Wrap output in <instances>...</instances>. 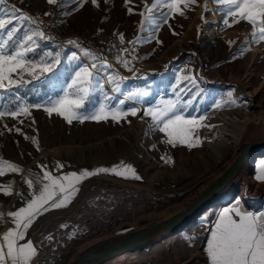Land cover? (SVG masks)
<instances>
[{
	"label": "rangeland",
	"instance_id": "obj_1",
	"mask_svg": "<svg viewBox=\"0 0 264 264\" xmlns=\"http://www.w3.org/2000/svg\"><path fill=\"white\" fill-rule=\"evenodd\" d=\"M146 2L151 5L154 0ZM144 3L145 0H131V4L125 6V0H111L110 3L101 0L100 8H96L89 0L82 9L74 11L77 7L75 3L62 9L48 5L46 0H8V4L0 6V17H6L10 5L16 4L23 11L41 17L45 21L48 34L56 37L55 41L41 42L42 48L47 46L45 50H59L57 45L62 44L64 55H71L75 51L83 58L80 49L66 43L68 39H78L84 47L103 54L120 69L122 75L129 77L118 93H111L110 86L105 85V91H109L112 97L108 103L120 107L118 101L124 99L128 91L143 89L149 92V96L140 98V104L126 100L123 105L125 109L139 107L141 115L143 109L151 107L162 98L174 99L173 88L177 77L182 72L188 74V70H191L193 75L198 74L203 79L198 80L200 95L195 98L188 112L194 116L206 114L208 116L206 123L215 127L199 129L197 134L204 142L200 147L189 149L186 146L172 147L163 143L165 134L150 129L151 120L147 117L141 119L129 116L119 123L108 119L100 122L86 120L83 123L74 120L72 124H68L62 117L55 114L49 116L43 109H33L34 125L30 126L28 120H25L23 125L11 118L0 121V129L4 122L10 128L21 127L27 136L36 137L40 146V150H37L34 144L14 131L9 133L5 130L4 134L0 135V158L24 169L23 175L7 173L0 177V185L13 183L14 191L10 197L0 193V212L4 213L3 219H0V236L14 226L7 213L23 207L24 201L31 196L24 177L31 176L35 183L36 174L40 172L38 166L41 164L47 165L54 175H63L70 172L79 173L85 169L91 171L98 167L111 168L123 163L134 167L142 179H125L111 173H102L83 181L79 186V193L68 207L52 210L35 221L27 236L34 244L44 240L48 234L59 235L62 239L71 241L67 238L69 228H71L69 233L75 232L71 224L80 223L83 216L87 215L98 218L106 209L107 216H112L110 223L101 228L95 237L163 218L184 206L202 186L221 173L237 154V149L230 147L226 154L219 158L210 146L220 138L218 125L210 114L226 112L254 118L264 111V42L251 43L249 51L233 59V55L238 54L241 47L245 46V41L250 40L251 25L241 22L232 28H225L222 24L223 6L216 4L215 0H208L209 11L204 10L205 0H198V6L192 5L190 9L185 10V16L176 15L175 19L169 21L171 29L168 25H163L158 33L161 44L153 40L137 45V53L141 57L136 62V67L140 69L137 77H133L116 64L115 53L111 55L112 50L106 46L105 40L108 42L112 39L118 40L115 34H123L125 47L129 46L127 42L135 39L137 35H145L139 32L142 17L138 14L143 10ZM128 7H133L132 14H129ZM64 11L71 14L64 16ZM45 12H51L52 15L45 16ZM173 29L178 35H173ZM229 41L234 43L229 46ZM61 67L67 65L62 64ZM110 71L111 69H101V78ZM195 91L193 88V92ZM229 93H232L231 97ZM19 94L30 103L46 104L50 98H56L63 93L59 87H54L42 79L20 89ZM191 97L192 93H188L184 99ZM230 99H234L240 106L225 103L222 109H215L216 103L227 102ZM100 102H104V97L98 92L93 97V105L98 106ZM86 107L91 108L92 105ZM152 145H156L155 149ZM169 156L174 163H165L161 158ZM260 162L257 166V156L254 161L253 159L248 161L250 187L247 192L242 191V186L237 187L219 199L217 203L222 202L221 210L208 212L207 208L199 216H204L202 219L196 218L195 221L207 227L198 248L200 233L193 230L194 226L190 223L182 230V235L176 242L170 244L163 238L162 243L141 250L142 256L150 258V261L157 259L159 264H173L171 258L181 251L183 261L197 257L199 264H210L206 254L207 240L210 238L209 229L224 208L232 206L239 200L249 211H264V182L255 179ZM57 164H63L64 168L58 170ZM36 186L39 190L38 183ZM100 189L119 193L127 191L130 195L136 196L141 194L143 204L137 198L133 199L134 201L120 203L117 208L121 213L115 214L112 208H106L108 202L97 204L96 201H87L91 193ZM17 193H23L24 199L22 200ZM115 202L112 201L113 204ZM106 203L108 204L104 205ZM63 223L68 227L61 228L60 224ZM87 232L86 235L94 234L91 231ZM187 235H192L195 239L190 243L184 238ZM79 241L80 239L76 240L77 243ZM49 243L44 241L42 249L31 264H41V258L55 256L57 247H49Z\"/></svg>",
	"mask_w": 264,
	"mask_h": 264
},
{
	"label": "snow or ice",
	"instance_id": "obj_2",
	"mask_svg": "<svg viewBox=\"0 0 264 264\" xmlns=\"http://www.w3.org/2000/svg\"><path fill=\"white\" fill-rule=\"evenodd\" d=\"M46 2L48 5L62 9L75 3L77 7L74 11H79L89 3V0H46ZM104 2L110 3L111 0ZM90 3L100 8L101 0H90ZM215 3L223 6L222 24L225 28H232L241 22L251 25L250 40L245 41V46L241 47L238 54L233 55V59L249 51L251 43L264 42V0H215ZM6 4L8 0H0V6ZM129 4L131 0H125V6ZM192 5L198 6V0H154L151 5L145 0L143 10L138 13L142 17L139 22V32L145 35H137L135 39L127 42L129 46L122 48H117L113 43L111 49H116L114 55L116 64L131 73L133 77H137L140 69L136 67V62L141 59L137 53V45L150 43L153 40L161 44L158 33L162 26L168 25L171 29L169 21L175 19L176 15L185 16V10L190 9ZM127 10L129 14L134 11L133 7H128ZM204 10H210L208 0H205ZM70 14L68 11L63 12L64 16ZM44 15L51 16L52 13L45 12ZM201 19H204L203 16ZM106 20L107 17L105 22ZM100 31L103 32V29ZM172 31L173 35H178L174 29ZM115 35L119 44L124 45L125 36L119 33ZM55 40L56 37L46 31L45 21L41 17L23 11L16 4L10 5L6 17H0V121L11 118L21 125L25 120L30 121V126L34 125L33 109H43L49 116L55 114L68 124H72L74 120L83 123L86 120L100 122L108 119L119 123L129 116L141 119L147 117L151 120L150 129L165 134L163 143L172 147L186 146L189 149L202 146L204 141L197 134L199 129L215 127L206 123L208 120L206 114L194 116L188 112L195 98L200 95L198 80L203 79L198 74L193 75L191 70H188V74L182 72L177 77L173 88L174 99L162 98L154 102L151 107L143 109L141 115L139 107L132 106L125 109L123 105L126 100L138 105L141 103L140 98L149 96V92L137 88L135 91H128L125 98L118 101L120 107L108 103L112 97L109 91H105V85L110 86L111 93H118L129 77L122 75L120 69L103 54L84 47L78 39H68L66 43L80 49L83 58L75 51L71 55H64L62 44L57 45L59 50H45L46 45L42 48L41 42ZM233 43L234 41H229V46ZM62 64H66L67 67L62 68ZM101 69H111V71L101 78ZM42 79L54 87H59L63 94L50 98L46 104L30 103L19 94L20 89L27 88L33 82ZM193 88L196 89L195 92ZM98 92L103 94L104 102L95 106L93 97ZM188 93H192V97L185 100L184 96ZM231 96L232 93H229V97ZM225 103L240 106L234 99H230L227 102L216 103L214 107L217 110L222 109ZM89 105L92 107H86ZM5 130L24 136L25 140H29L37 150H40L38 139L27 136L21 127L10 128L4 122L0 135H3ZM155 147L156 145H152L153 149ZM161 158L165 163H174L170 156ZM38 167L40 172L36 174L35 183L31 176L24 177V182L31 193L30 198L24 201L23 207L7 213L14 226L0 236V264H31L42 249L44 241L52 242L54 236L48 234L44 240L34 244L32 239L27 238L29 229L45 213L68 207L79 193V186L88 178L111 173L125 179H142L134 167L123 163L111 168L98 167L91 171L85 169L79 173L70 172L63 175H54L44 164ZM62 168H64L63 164H57L58 170ZM7 173L23 175L24 169L0 158V177ZM255 179L264 182V161L260 162ZM0 193L4 196H12L13 183L0 185ZM17 195L24 199L23 193ZM3 216L4 213L0 212V219H3ZM60 227L67 228L68 225L61 224ZM209 231L206 254L210 264H264V211H249L237 200L232 206L223 209ZM75 235L76 232H73L69 239ZM184 238L190 243L195 239L192 235Z\"/></svg>",
	"mask_w": 264,
	"mask_h": 264
},
{
	"label": "water",
	"instance_id": "obj_3",
	"mask_svg": "<svg viewBox=\"0 0 264 264\" xmlns=\"http://www.w3.org/2000/svg\"><path fill=\"white\" fill-rule=\"evenodd\" d=\"M263 149L264 130L257 128L256 123L249 122L237 144V154L233 160L202 186L184 206L163 218L93 238L61 264H147V260L139 257L134 261H111L132 250L153 247L170 234L184 230L209 206L237 187L242 186V191L247 192L250 179L245 168L249 159L254 161Z\"/></svg>",
	"mask_w": 264,
	"mask_h": 264
},
{
	"label": "bare ground",
	"instance_id": "obj_4",
	"mask_svg": "<svg viewBox=\"0 0 264 264\" xmlns=\"http://www.w3.org/2000/svg\"><path fill=\"white\" fill-rule=\"evenodd\" d=\"M262 111H263V109H262ZM210 115L212 116L213 121L218 125L217 131L220 132V138L217 141L211 143L210 146L213 147V149L216 151L219 158L223 157L226 154V152L229 150L230 147H234L235 149H237V144H238V142H239V140L243 134L244 129L246 128V125L249 122L256 123L257 128L264 130V111L259 116H256L254 118L250 117L248 115L240 117L237 114H230V113H226V112L223 114L211 113ZM263 156H264V149L262 151H260L257 155V157H258L257 166H258L259 162L263 160ZM245 169H246V171H249L250 170V164L247 165ZM136 198L139 201L143 200V197L141 194H140V196H136V195H130V193H128L127 191H121L119 193V192L114 191V190H107V189L101 190L100 189V190H97L96 192L91 193L90 196L87 198V201H92V202L96 201L97 204L103 203L104 201L108 202L109 205L106 208L110 207V208H112V210L114 211L115 214L117 213L118 215H120L121 212L118 210L117 205L118 204L120 205V203L122 204V203L127 202V201H134L133 199H136ZM138 200H136V201H138ZM112 201L113 202L116 201V202L113 204ZM108 203H106L104 205H107ZM111 203L113 204L112 206H111ZM142 204H143V201H142ZM87 205H88V203H87ZM222 208H223L222 202L221 203L214 202L211 206L208 207V212L219 211ZM104 211L105 212L101 215L97 214V215H99L98 218L96 216L97 219L95 217L87 215V216H83V219H81L80 223H76L74 225L71 224V227L74 228V230L76 232V235L73 238H71V241H68L67 239H62L61 236H59V235L54 236V240L52 242H50L48 246L49 247L50 246L57 247V248H55V250H56L55 256H53V255L46 256L45 255L46 257L40 259L41 260L40 263L41 264H61V263H65L67 260H69L71 258V256L77 251L78 248H80L87 241H89L93 238H96L95 234L98 231H100V229L103 228L105 225L110 223L112 216L111 217L107 216L108 209H106ZM92 213H94V212H92ZM203 217L204 216L199 217V218L202 219ZM195 220L192 222V225L194 226L193 230L200 233L199 234V241L197 244V248H198L200 246L202 240H203V237H204V234H205L207 227L205 225L199 224V221H195ZM63 224H65V223H63ZM69 230H71V228H69ZM69 230H68V234H67L68 239L72 235L71 233H69ZM87 231H89V232L91 231L94 234L93 235H86ZM181 232L182 231L177 232V233H172L169 236L165 237L164 239L167 243H170V244L174 243L178 240V238L181 237V235H182ZM103 235H104V233L97 236V237H100ZM89 238H91V239H89ZM77 239H80L79 243L76 242ZM47 244L48 243H46L45 246H47ZM49 247H48V249H49ZM155 249H156V247H155ZM155 252H156V250L153 251V253H155ZM137 257L147 260V262H148L147 264H159L156 261L157 259L154 261H152V260L150 261V258L149 259L147 257L144 258L141 254V250H132L128 253H124V254L118 256L113 261H111V263H117V262L119 263V262L125 261V260L134 261ZM42 259H44V260H42ZM197 259H198L197 257H190L188 260L183 261L182 252L179 251L176 253L175 257L171 258V261H173V264H199V260H197ZM38 260L39 259H37V261Z\"/></svg>",
	"mask_w": 264,
	"mask_h": 264
},
{
	"label": "built area",
	"instance_id": "obj_5",
	"mask_svg": "<svg viewBox=\"0 0 264 264\" xmlns=\"http://www.w3.org/2000/svg\"><path fill=\"white\" fill-rule=\"evenodd\" d=\"M105 42H106V46H108L110 49H111V45L113 44V43H115L116 45H117V48H122L123 47V45H121V44H119V41L118 40H111V42H108V41H106L105 40ZM111 50H113V49H111Z\"/></svg>",
	"mask_w": 264,
	"mask_h": 264
},
{
	"label": "trees",
	"instance_id": "obj_6",
	"mask_svg": "<svg viewBox=\"0 0 264 264\" xmlns=\"http://www.w3.org/2000/svg\"><path fill=\"white\" fill-rule=\"evenodd\" d=\"M115 51H116V49H113V50L111 51V55H114Z\"/></svg>",
	"mask_w": 264,
	"mask_h": 264
}]
</instances>
